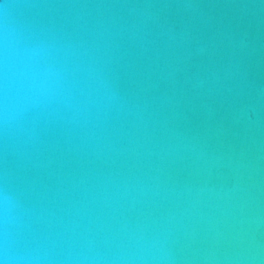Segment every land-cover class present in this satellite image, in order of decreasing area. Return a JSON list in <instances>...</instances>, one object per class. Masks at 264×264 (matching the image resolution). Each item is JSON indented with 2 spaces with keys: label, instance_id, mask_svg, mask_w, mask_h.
<instances>
[{
  "label": "water",
  "instance_id": "1",
  "mask_svg": "<svg viewBox=\"0 0 264 264\" xmlns=\"http://www.w3.org/2000/svg\"><path fill=\"white\" fill-rule=\"evenodd\" d=\"M10 2V0H6ZM105 99L0 135V182L56 233L143 261L264 264V0H27Z\"/></svg>",
  "mask_w": 264,
  "mask_h": 264
},
{
  "label": "clouds",
  "instance_id": "2",
  "mask_svg": "<svg viewBox=\"0 0 264 264\" xmlns=\"http://www.w3.org/2000/svg\"><path fill=\"white\" fill-rule=\"evenodd\" d=\"M26 6L27 0H0V135L9 139L30 136L40 118L85 117L105 99L102 82L85 78L68 49L27 23ZM150 255L137 243L110 256L91 241L56 233L10 182H0V264H101Z\"/></svg>",
  "mask_w": 264,
  "mask_h": 264
}]
</instances>
